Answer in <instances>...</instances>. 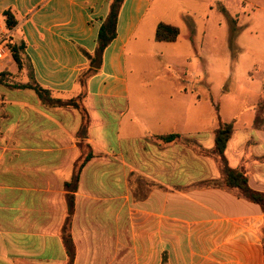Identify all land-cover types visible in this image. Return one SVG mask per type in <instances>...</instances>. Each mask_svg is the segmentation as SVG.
Segmentation results:
<instances>
[{
	"label": "crops",
	"instance_id": "0c3cea01",
	"mask_svg": "<svg viewBox=\"0 0 264 264\" xmlns=\"http://www.w3.org/2000/svg\"><path fill=\"white\" fill-rule=\"evenodd\" d=\"M111 2L0 0V73L9 72L0 82V264H66L64 184L82 154L79 141L90 145L93 157L74 193L73 264H162L164 255L167 264H264L260 206L234 190L201 185L222 181L216 159L198 151L213 148L218 120L202 128L199 96L188 88L181 91V113L172 100L145 96L153 90L140 79L147 59L168 72V49L181 37L180 31L175 42H157L156 27L165 22L179 28L169 13L184 6L182 0H124L116 37L101 52L98 35ZM224 2L190 0L185 6L201 3L211 15L227 11ZM6 11L16 17L14 28L6 25ZM234 17L237 66L251 51L243 41L261 43L264 0H234ZM185 19L193 34V19ZM22 40L19 70L7 44ZM262 58L256 101L264 94ZM89 69L94 73L82 87L78 77ZM25 83L60 99L82 95L85 114L46 106L34 90L14 87ZM256 101L248 122L230 120L225 156L230 167L248 173L253 189L264 192V115L259 119ZM176 121L181 127L174 130ZM173 133L179 135L175 141L158 138Z\"/></svg>",
	"mask_w": 264,
	"mask_h": 264
},
{
	"label": "rangeland",
	"instance_id": "374dc122",
	"mask_svg": "<svg viewBox=\"0 0 264 264\" xmlns=\"http://www.w3.org/2000/svg\"><path fill=\"white\" fill-rule=\"evenodd\" d=\"M189 1L182 0L184 6L175 5L169 13L170 18L179 24L181 31L180 43L175 49H168L172 56L169 71L162 68L157 70L159 66L155 58L147 59L146 65L143 66L140 79L147 86L153 87V90H146L145 96L148 99L172 100L175 103L176 113H181L184 110L182 101L185 99L181 91L188 88L199 96L198 112L203 129L217 121L215 106L219 107L222 120L230 121L233 117L239 116L237 126H241L243 121L248 122L252 119L250 106L251 102L256 101V91L261 79V73L257 72V68L261 67L263 62L264 34L259 33L257 36L261 41L258 45L243 41L251 51L236 66L240 47L236 41L238 33H234V28L236 29L234 21L237 20L234 17V0H227L228 5L224 2L227 11L219 9L221 11L211 15L203 9L201 3L193 9L188 8L185 5ZM238 5L237 2L236 6ZM186 16L191 17L195 23L193 34L189 22L185 19ZM209 16H211L210 20H208ZM190 36L193 38L191 39ZM251 37L256 38V35L253 34L247 39ZM136 76V73L129 75L132 85ZM132 98H137L135 92ZM257 101L256 104L260 102L257 107L260 119L264 115V94ZM173 126L174 130H177L181 127V123L176 121ZM190 141L196 142L193 139L183 142L188 144Z\"/></svg>",
	"mask_w": 264,
	"mask_h": 264
},
{
	"label": "trees",
	"instance_id": "16d2710c",
	"mask_svg": "<svg viewBox=\"0 0 264 264\" xmlns=\"http://www.w3.org/2000/svg\"><path fill=\"white\" fill-rule=\"evenodd\" d=\"M124 0H112L110 4L109 13L104 20L98 35L97 41V49L101 52L105 50V48L115 39L116 37V29H117V21L119 12L121 10L122 4ZM226 11L225 9H222ZM6 17V25L9 29L14 28L17 25V20L14 14L10 11H6L4 13ZM237 30L234 28V33ZM180 35V30L178 27L160 22L155 31V40L157 42H175ZM7 47L11 52V55L18 65L19 70H22L24 67L23 61V53L25 49V42L22 40L20 43H8ZM94 73L92 69H89L78 77V82L82 87H84L87 83L88 78ZM9 74V72L4 71L0 73V82L2 77ZM14 87L18 88H30L35 91L40 101L50 107H74L78 109L81 113L85 114V109L82 107L80 101L82 99V95L77 98L72 99H60L53 97L51 92L48 89L43 88L38 84H17ZM217 111V120L218 125L214 130V146L210 150H198L201 154L212 156L216 159V162L219 166L222 181H205L202 182V186L206 187H215L222 186L229 190H234L236 194L246 200L255 203L260 206L261 210L264 213V192L253 189L249 185V175L242 168H232L229 166L227 158L225 156V149L227 146V142L231 137L233 132L234 124L233 121L226 122L221 119L218 113V107H215ZM88 120H86V124ZM179 137L178 134H168V135H159L158 138L165 142L175 141ZM184 142L187 139L183 140ZM79 147L82 150V154L74 163L73 174L71 180L64 184V189L66 191L65 199L67 204V212L66 217L62 226V239L64 243V247L66 249V253L68 256V260L66 264H73L75 258V244L71 235V223L74 216V193L77 190L79 176L84 165L93 157V153L89 144L84 141H79ZM186 145L197 147L196 143L190 141V143H186ZM263 241V249H264V237ZM162 264H167V257L164 255Z\"/></svg>",
	"mask_w": 264,
	"mask_h": 264
},
{
	"label": "water",
	"instance_id": "95a60500",
	"mask_svg": "<svg viewBox=\"0 0 264 264\" xmlns=\"http://www.w3.org/2000/svg\"><path fill=\"white\" fill-rule=\"evenodd\" d=\"M98 61H99V58H98Z\"/></svg>",
	"mask_w": 264,
	"mask_h": 264
}]
</instances>
